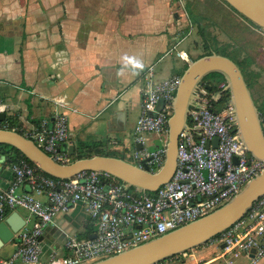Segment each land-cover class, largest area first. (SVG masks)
<instances>
[{"label":"crops","instance_id":"1","mask_svg":"<svg viewBox=\"0 0 264 264\" xmlns=\"http://www.w3.org/2000/svg\"><path fill=\"white\" fill-rule=\"evenodd\" d=\"M188 6L200 18L208 17L202 9L230 10L221 0H0V122L34 124L62 110L70 132L66 149L72 145L74 155L91 150L89 157L112 156L143 168L133 151L155 150L168 142V128L162 135H145L139 143L132 137L146 69L152 66L156 82L181 79L189 62L205 51H200L197 38L203 41L201 29L205 33L207 20H193ZM174 46L188 54V62L170 51ZM250 68L257 73L254 104L259 116L264 115V65L255 62ZM61 103L65 108L58 106ZM8 154L0 153V189L13 179ZM28 191L26 185L19 187V192ZM12 211L24 220L23 228L36 221L23 208ZM95 231L83 204L58 213L43 228L40 263L47 264L54 249L68 254L64 233L87 239ZM16 245L14 240L2 245L0 259ZM220 250L208 241L160 264H226ZM248 261L243 256L232 264ZM256 264H264V259Z\"/></svg>","mask_w":264,"mask_h":264},{"label":"built area","instance_id":"2","mask_svg":"<svg viewBox=\"0 0 264 264\" xmlns=\"http://www.w3.org/2000/svg\"><path fill=\"white\" fill-rule=\"evenodd\" d=\"M170 51L189 61L188 54L176 46ZM151 69L152 66L146 69L140 114L133 128L136 143L142 142L145 135L167 132L180 82L176 76L156 82ZM226 92L229 91L225 79L212 91L199 84L190 102L188 122L177 135L172 176L153 192L133 189L108 171H81L61 179L46 176L24 158L11 163L13 179L7 188L0 189V220L6 217L7 210L23 208L36 221L18 232L16 248L7 258L0 259V264H41L39 240L44 226L76 203L83 204L94 222L95 236L78 239L64 233L63 248L68 254L54 249L47 264H90L175 231L225 204L264 166L248 153L238 135L235 108L230 94L225 98ZM158 102L162 103L160 109ZM58 106L65 108L62 103ZM259 121L264 138V115L259 116ZM0 129H18L56 162L68 163V154L61 151L70 137L62 110L54 111L51 120L45 118L38 124L24 121L18 126L0 122ZM166 151L164 143L151 151L135 150L133 157L153 172L163 165ZM21 185L29 191L19 192ZM209 241L221 247L220 257L226 264L243 256L249 258L247 264L264 259V194L254 200L240 219Z\"/></svg>","mask_w":264,"mask_h":264},{"label":"water","instance_id":"3","mask_svg":"<svg viewBox=\"0 0 264 264\" xmlns=\"http://www.w3.org/2000/svg\"><path fill=\"white\" fill-rule=\"evenodd\" d=\"M238 15L258 26L264 32V0H224ZM238 66L228 57L211 52L189 62L182 75L172 104V113L168 118V142L163 165L156 172L147 167H139L123 159L94 155L78 158L66 164L56 162L40 149L31 139L13 131L0 129V143L15 147L41 172L54 178H71L81 171H108L131 188L153 192L166 183L172 176L176 164L177 138L186 125V115L194 92L204 76L220 73L227 82L230 102L234 105L238 135L247 147L248 153L264 163V138L259 121V112L252 101L245 79ZM162 103L158 102L160 109ZM217 140H214L216 145ZM141 147V146H140ZM66 145L61 150L65 151ZM66 153L74 154L72 145ZM261 172L250 180L239 193L225 204L206 216L185 224L164 235L132 247L119 254L103 258L90 264H157L167 258L183 254L187 250L208 242L221 233L251 207L254 200L264 194V166ZM25 225L16 211H12L0 220V247L9 240L18 241L15 236ZM95 234L91 236L94 238Z\"/></svg>","mask_w":264,"mask_h":264},{"label":"rangeland","instance_id":"4","mask_svg":"<svg viewBox=\"0 0 264 264\" xmlns=\"http://www.w3.org/2000/svg\"><path fill=\"white\" fill-rule=\"evenodd\" d=\"M222 5L221 3H219ZM223 6V5H222ZM227 6V5H226ZM209 8V6H208ZM223 10L215 8L208 10H203L208 17L200 18L201 15L192 12V8L188 6L187 11L191 14L193 20L204 22L207 20L205 24V36L209 40V44L211 49L216 48V43L212 39L213 36H217L220 43H229L234 42L235 50L245 51L249 55H251L255 62L264 65V32L261 29H257L253 27L248 21L243 19L240 15L231 11V9H226L222 7ZM229 8V7H228ZM224 9L226 11H224ZM213 35V36H212ZM197 36V35H196ZM197 38V42L199 45V49L203 52L204 47L203 41ZM202 44H201V43ZM249 86V83H248ZM216 107H219L216 106ZM163 137V136H162ZM176 262H179L180 258L175 259Z\"/></svg>","mask_w":264,"mask_h":264},{"label":"trees","instance_id":"5","mask_svg":"<svg viewBox=\"0 0 264 264\" xmlns=\"http://www.w3.org/2000/svg\"><path fill=\"white\" fill-rule=\"evenodd\" d=\"M221 1H222V3L226 4L224 0H221ZM228 7L233 12H235L230 6H228ZM243 19H245V18H243ZM246 21H248V20H246ZM248 23H250L253 27H255L257 29H260L258 26H256L255 24L251 23L250 21H248ZM201 32H202V35H203V45H204V48H205V51H204V53L201 56L209 55L211 52H215V53H217L219 55L228 57L229 59H231L238 66L237 68L240 69V71L243 74L247 84L249 83V85L252 86L255 83L256 79H257V73L254 72L252 70V68H250L251 65H253L255 63V59L251 55H249L248 53L243 51L242 48H241V50L236 51L235 50V48H236L235 45L236 44H234V42L219 43L213 37H212V39L216 43V48L215 49H211V46L209 44V40L205 36V33L203 32V29H201ZM223 80H224V77L220 73L213 72V73H209L208 75L204 76V78L201 80L200 84L202 86L206 87L207 89L212 91L216 87V85L219 82L223 81ZM226 97H229V92L225 93V98ZM9 124H13V123L10 122ZM34 124H38V123H34ZM16 132L21 134V132L18 129L16 130ZM90 146L92 147L93 145H91V144H83V148L90 147ZM93 147L96 150L95 153L104 154V153L99 152L98 149H96V146H93ZM90 151L88 153H84V154L78 153L76 155H74V154L73 155H68V163H70V162H72V161H74L75 159H78V158L89 157L91 155ZM0 153H9L6 157L9 159L10 163H13V162L17 161L19 158H24L31 165L35 166L25 156H23L19 150H17L15 147H13L11 145H8V143L7 144L0 143ZM105 155H112V154L105 153ZM45 175L48 176L47 174H45ZM49 177H51V176H49ZM9 212H10V210H7V213H9ZM179 256H180V254L172 256V257L167 258V259H172L174 257H179ZM163 261H161V262H159L157 264H160Z\"/></svg>","mask_w":264,"mask_h":264},{"label":"flooded vegetation","instance_id":"6","mask_svg":"<svg viewBox=\"0 0 264 264\" xmlns=\"http://www.w3.org/2000/svg\"><path fill=\"white\" fill-rule=\"evenodd\" d=\"M243 75V74H242ZM244 77V76H243ZM245 79V78H244ZM245 82H246V80H245ZM246 85H247V88L249 89V91H250V94H251V96H252V101H254V100H256V99H258V95H256V93H255V91H254V86L252 85V86H248V84H247V82H246ZM262 97H264V93H262ZM254 103H255V101H254Z\"/></svg>","mask_w":264,"mask_h":264}]
</instances>
